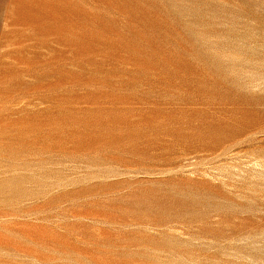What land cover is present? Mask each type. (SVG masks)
Masks as SVG:
<instances>
[{
	"label": "rangeland",
	"instance_id": "obj_1",
	"mask_svg": "<svg viewBox=\"0 0 264 264\" xmlns=\"http://www.w3.org/2000/svg\"><path fill=\"white\" fill-rule=\"evenodd\" d=\"M0 264H264V0H0Z\"/></svg>",
	"mask_w": 264,
	"mask_h": 264
}]
</instances>
